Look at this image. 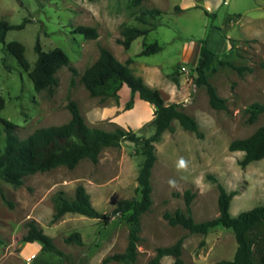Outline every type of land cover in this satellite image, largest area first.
<instances>
[{
    "label": "rangeland",
    "instance_id": "obj_1",
    "mask_svg": "<svg viewBox=\"0 0 264 264\" xmlns=\"http://www.w3.org/2000/svg\"><path fill=\"white\" fill-rule=\"evenodd\" d=\"M142 9L161 13L155 18L147 15L146 23H141L137 17ZM1 16L0 20L11 25L29 20L23 29L8 31L0 44V118L15 126L20 140L36 129L67 123L69 100L78 104L88 127L112 131L119 126L145 138L153 135V107L137 95L132 97L126 86L114 95L116 85L111 84L102 102L100 97H91L80 82L84 71L98 59L100 47L122 63L131 59L135 76L160 91L167 104H181L198 123L202 138L174 121L173 131L164 132L154 144L152 206L141 217L137 259L131 264H147L158 247L170 246L181 237L185 264L231 261L237 248L231 230L218 226L207 235L190 234L169 225L163 215L184 211L183 194L189 190L194 195L193 219L216 218L217 184L227 192L236 191L229 208L234 217L264 205V158L241 167L243 153L228 150L232 141L245 139L264 126V114L251 124L245 113L253 103L264 104V0H142L139 5L132 0H0ZM131 26L148 33L124 49L117 41L122 39V30ZM78 27L94 28L98 37L85 38L76 31ZM201 40L208 41L219 59L252 69L239 75L228 66L215 65V71L207 72L218 96L226 100L225 110L213 109L206 89L194 83ZM37 41L46 52L61 49L78 73L73 76L69 67H61L52 96L36 92L28 73L6 50L11 42L22 44L32 69ZM154 44L162 50L140 56L145 46ZM131 98L132 108L125 111ZM0 128L3 148L1 123ZM142 162L141 143L124 141L119 147L102 149L97 163L84 159L74 169L60 166L35 173L19 187L0 179V264H103L105 257L124 252L129 225L116 208L122 200L139 198L137 176ZM79 185L92 206L107 216V222L68 213L51 223L57 195L71 200ZM30 220L36 221L66 258L43 253L37 242L31 243L39 247L33 250L22 241ZM75 232L81 235L82 246L65 243ZM172 263L171 257L160 261Z\"/></svg>",
    "mask_w": 264,
    "mask_h": 264
},
{
    "label": "trees",
    "instance_id": "obj_2",
    "mask_svg": "<svg viewBox=\"0 0 264 264\" xmlns=\"http://www.w3.org/2000/svg\"><path fill=\"white\" fill-rule=\"evenodd\" d=\"M141 1L132 0L135 5H139ZM160 13L157 9H142L137 20L146 23L145 16L155 18ZM28 22L29 20L25 18L21 24L11 25L5 20H0V44H4L8 31L23 29ZM76 31L88 39L98 37L94 28L78 27ZM147 33V30L132 26L125 27L121 32L122 39L117 42L124 49H129L134 40ZM199 43L194 83L198 87L206 89L209 104L213 109L225 110L226 100L218 96L215 87L208 80L207 72L215 71V65L228 66L237 71L239 75L245 71L251 72L252 69L238 67L231 62L219 59L217 54L209 49L207 40H201ZM6 50L13 55L21 69L28 73L36 92L46 91L48 95L52 96L58 85L56 73L61 67H69L73 76L78 74L77 70L70 66L69 58L61 49L56 48L46 52L42 50L39 41L34 47L37 59L32 69L25 57V49L22 44L11 42L6 45ZM161 50V46L157 44L145 46L140 56L153 55ZM131 63V59L125 63L118 61L109 50L100 47L98 59L84 71L80 82L91 97H100L102 102L107 99L108 87L114 84L116 85L113 91L114 95L120 87L126 85L132 97L137 95L140 100L152 106L153 119L150 124L153 126L154 133L148 138L138 136L135 131L119 126L112 131L88 127L80 113L78 104L72 100H69L67 104V110L70 113V120L67 123L36 129L23 140L16 136L13 124L0 118L4 132V146L0 148V179L13 187L21 186L29 175L46 172L56 167L64 166L74 169L84 159L97 163L102 149L119 147L124 141L136 145L141 143L143 162L137 176L139 198L122 200L116 208V212H121L129 225L128 243L124 252L105 257L102 260L103 264L110 262L131 264L137 259V245L141 232L140 220L152 206L150 179L156 161L154 144L160 140L164 132L173 131L172 122L174 121H177L183 130L202 138L198 123L183 111L182 105L167 104L160 91L147 86L140 77L133 74L130 68ZM2 108L3 101L0 98V111ZM131 108L132 98L125 104L124 110L127 111ZM245 113L248 115L247 122L252 124L260 115L264 114V104L253 103L245 109ZM228 150L243 153V158L239 162L241 167L262 160L264 158V126L259 127L245 139L232 141ZM217 188L219 195L216 218L196 222L190 208L194 195L187 190L183 194L185 210H176L174 213L165 212L164 219L169 225L180 226L190 234L207 235L218 226L231 230L237 243L234 257L231 261H222L219 264H264V205L243 211L234 217L230 214L229 208L236 191L227 192L220 184H217ZM68 213L90 219H102L107 222V216L100 214L92 206L88 193L81 185L76 188L75 196L71 200L66 199L62 193L57 195L51 223H55ZM25 225L27 231L22 238L24 243L37 242L41 245L43 253H51L62 259L66 258L65 254L56 247L52 238L43 232L36 221L30 220ZM64 241L66 244L83 245L81 235L77 232L69 235ZM183 241L184 237H181L170 246L158 247L155 250V256L147 264H160L164 257L173 258L172 264H185L182 258Z\"/></svg>",
    "mask_w": 264,
    "mask_h": 264
},
{
    "label": "crops",
    "instance_id": "obj_3",
    "mask_svg": "<svg viewBox=\"0 0 264 264\" xmlns=\"http://www.w3.org/2000/svg\"><path fill=\"white\" fill-rule=\"evenodd\" d=\"M0 18H3L2 16ZM126 86V85H123L122 88ZM127 87V86H126ZM141 121V120H140ZM29 246L32 247L33 250H35L38 246H35L34 244H31L29 243ZM39 248V247H38Z\"/></svg>",
    "mask_w": 264,
    "mask_h": 264
},
{
    "label": "clouds",
    "instance_id": "obj_4",
    "mask_svg": "<svg viewBox=\"0 0 264 264\" xmlns=\"http://www.w3.org/2000/svg\"><path fill=\"white\" fill-rule=\"evenodd\" d=\"M181 166H183V165H181ZM170 183H172V182L170 181Z\"/></svg>",
    "mask_w": 264,
    "mask_h": 264
}]
</instances>
